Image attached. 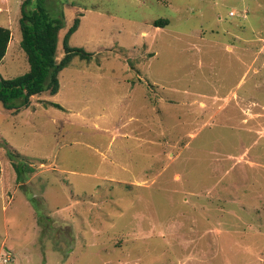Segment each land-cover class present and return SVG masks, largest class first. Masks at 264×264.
Segmentation results:
<instances>
[{"label": "rangeland", "instance_id": "374dc122", "mask_svg": "<svg viewBox=\"0 0 264 264\" xmlns=\"http://www.w3.org/2000/svg\"><path fill=\"white\" fill-rule=\"evenodd\" d=\"M24 1L0 0L5 79L29 70ZM56 1L58 61L77 18L91 58L55 96L0 102V255L264 264V0Z\"/></svg>", "mask_w": 264, "mask_h": 264}, {"label": "trees", "instance_id": "16d2710c", "mask_svg": "<svg viewBox=\"0 0 264 264\" xmlns=\"http://www.w3.org/2000/svg\"><path fill=\"white\" fill-rule=\"evenodd\" d=\"M64 18L56 0H25L22 3L21 46L27 56L29 70L11 79L0 75V102L6 109L17 112L27 108L33 97L45 92L51 96L57 95L60 90V73L70 65L73 58H91V53L83 48H72L68 44V39L80 26V19L77 18L64 39L66 55L58 61L59 33L64 27ZM168 24L167 20L155 22L157 27ZM10 41V29L0 26V64L7 54ZM55 106L59 107L58 104ZM17 164L15 169L20 179L21 171Z\"/></svg>", "mask_w": 264, "mask_h": 264}, {"label": "built area", "instance_id": "2783aa9c", "mask_svg": "<svg viewBox=\"0 0 264 264\" xmlns=\"http://www.w3.org/2000/svg\"><path fill=\"white\" fill-rule=\"evenodd\" d=\"M13 263H14V259L11 252L5 251V253H2L0 255V264H13Z\"/></svg>", "mask_w": 264, "mask_h": 264}]
</instances>
